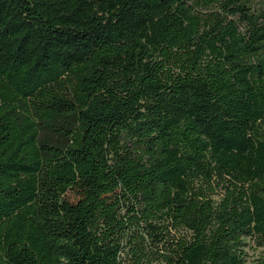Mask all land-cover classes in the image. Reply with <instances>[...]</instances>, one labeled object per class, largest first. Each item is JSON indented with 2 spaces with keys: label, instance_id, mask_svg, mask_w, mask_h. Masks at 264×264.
<instances>
[{
  "label": "trees",
  "instance_id": "16d2710c",
  "mask_svg": "<svg viewBox=\"0 0 264 264\" xmlns=\"http://www.w3.org/2000/svg\"><path fill=\"white\" fill-rule=\"evenodd\" d=\"M248 243L264 0H0V264H246Z\"/></svg>",
  "mask_w": 264,
  "mask_h": 264
},
{
  "label": "rangeland",
  "instance_id": "374dc122",
  "mask_svg": "<svg viewBox=\"0 0 264 264\" xmlns=\"http://www.w3.org/2000/svg\"><path fill=\"white\" fill-rule=\"evenodd\" d=\"M247 242V239H246ZM249 246H245L246 250V264H256L258 260L264 258V249L262 247H255L253 244L248 243Z\"/></svg>",
  "mask_w": 264,
  "mask_h": 264
}]
</instances>
